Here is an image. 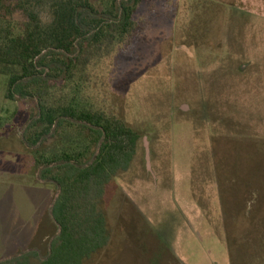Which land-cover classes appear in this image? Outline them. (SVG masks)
Here are the masks:
<instances>
[{"label": "rangeland", "instance_id": "rangeland-1", "mask_svg": "<svg viewBox=\"0 0 264 264\" xmlns=\"http://www.w3.org/2000/svg\"><path fill=\"white\" fill-rule=\"evenodd\" d=\"M135 21L81 83L141 134L107 187L110 242L87 264H264V0H145ZM7 81L0 74V261L44 258L59 190L24 143L37 102L8 99Z\"/></svg>", "mask_w": 264, "mask_h": 264}, {"label": "trees", "instance_id": "trees-1", "mask_svg": "<svg viewBox=\"0 0 264 264\" xmlns=\"http://www.w3.org/2000/svg\"><path fill=\"white\" fill-rule=\"evenodd\" d=\"M144 1L0 0L6 97L36 100L24 143L40 177L59 190L52 207L59 233L48 255L31 250L0 264H87L109 244L107 187L130 167L141 134L89 101L81 83L97 59L130 40Z\"/></svg>", "mask_w": 264, "mask_h": 264}, {"label": "water", "instance_id": "water-1", "mask_svg": "<svg viewBox=\"0 0 264 264\" xmlns=\"http://www.w3.org/2000/svg\"><path fill=\"white\" fill-rule=\"evenodd\" d=\"M144 142H145V147H146V159H147L148 167H150L151 166V158H150L149 141H148L147 137L144 138Z\"/></svg>", "mask_w": 264, "mask_h": 264}]
</instances>
